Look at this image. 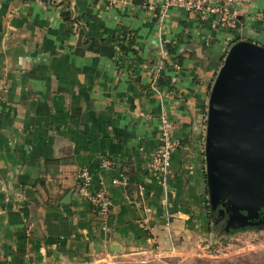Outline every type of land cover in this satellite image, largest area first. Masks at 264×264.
<instances>
[{
	"label": "crops",
	"instance_id": "1",
	"mask_svg": "<svg viewBox=\"0 0 264 264\" xmlns=\"http://www.w3.org/2000/svg\"><path fill=\"white\" fill-rule=\"evenodd\" d=\"M164 1L0 0V264H100L208 241L210 92L235 42L264 46V0H248L235 32L179 10L160 26L146 7ZM124 35L143 59L135 72ZM161 59L174 89L154 85ZM164 116L182 146L162 184L149 166ZM84 168L113 200L106 226L77 195ZM122 173L144 191L130 199L114 185Z\"/></svg>",
	"mask_w": 264,
	"mask_h": 264
},
{
	"label": "water",
	"instance_id": "2",
	"mask_svg": "<svg viewBox=\"0 0 264 264\" xmlns=\"http://www.w3.org/2000/svg\"><path fill=\"white\" fill-rule=\"evenodd\" d=\"M205 159L210 204L228 214L226 232L256 225L264 217V46L241 40L226 55L210 92Z\"/></svg>",
	"mask_w": 264,
	"mask_h": 264
},
{
	"label": "built area",
	"instance_id": "3",
	"mask_svg": "<svg viewBox=\"0 0 264 264\" xmlns=\"http://www.w3.org/2000/svg\"><path fill=\"white\" fill-rule=\"evenodd\" d=\"M106 1L109 3V6L115 7L125 0ZM248 4V0H165L161 4H149L146 9L153 15L160 26L164 25L168 15L173 10H179L184 12L186 20L190 23H212L217 29L235 32L240 29V11L241 9H245ZM163 67L164 60L161 59L156 65L155 87ZM176 69L179 70L180 67L177 66ZM176 81L177 79H174V82ZM161 122L162 132L158 147L151 158L149 172L158 178L162 184H165L169 175L171 158L181 148L182 144L174 136L176 131L175 123L166 116L162 118ZM102 165L104 168L113 167V163L106 159L102 160ZM77 179V195L90 203L101 224L106 226L110 220L114 206L108 189L103 185L96 187L93 176L87 168L82 169L78 173ZM127 183L125 177L114 180V185L122 187H126ZM139 189L141 192L144 191L143 187H139Z\"/></svg>",
	"mask_w": 264,
	"mask_h": 264
},
{
	"label": "rangeland",
	"instance_id": "4",
	"mask_svg": "<svg viewBox=\"0 0 264 264\" xmlns=\"http://www.w3.org/2000/svg\"><path fill=\"white\" fill-rule=\"evenodd\" d=\"M221 229L212 226L208 241L195 249L100 264H264V230L226 235Z\"/></svg>",
	"mask_w": 264,
	"mask_h": 264
},
{
	"label": "trees",
	"instance_id": "5",
	"mask_svg": "<svg viewBox=\"0 0 264 264\" xmlns=\"http://www.w3.org/2000/svg\"><path fill=\"white\" fill-rule=\"evenodd\" d=\"M44 1H47V0H44ZM63 17L67 22H69L71 20V15L68 11H65L63 13ZM134 41H135L134 38L132 36H128V35H124L117 40L118 45L120 46V52L123 54V58L124 59L127 58L129 60L133 57V60H129V62H128L130 72L136 71V68L134 66L135 61H137L139 63L143 62V59L140 57L139 52L134 49V44H135ZM166 50L168 53V58L169 57L171 58L172 55H174V53H175V48L172 45L167 44ZM153 64H154L153 62L149 63V65H153ZM166 85H169V86H171L172 89H174V84L172 83V81H170V79H168L164 76H160L156 82V87L160 89ZM121 177H125L127 179L128 183H127V186L124 188H126V191H127L128 195L130 196V199H131L133 196V193L139 188V186L137 187V185L134 184V180L131 176H129L125 173H122L119 178H121ZM207 210L208 211L210 210L209 201L207 202ZM94 214L96 215L95 212H94ZM208 218H210L209 215H208ZM208 222H209V226L212 227V222L210 220Z\"/></svg>",
	"mask_w": 264,
	"mask_h": 264
},
{
	"label": "flooded vegetation",
	"instance_id": "6",
	"mask_svg": "<svg viewBox=\"0 0 264 264\" xmlns=\"http://www.w3.org/2000/svg\"><path fill=\"white\" fill-rule=\"evenodd\" d=\"M208 197H209V192H208ZM209 206H210V212H208L209 216H210V221L212 222V226H214L216 229H219L220 227L223 229H221L223 231L224 234L226 235H230V234H235V233H239V232H245V231H263L264 230V217L262 216V218L256 223V225L254 226H248L245 229L238 231L234 229H232V232L227 233L226 232V227L229 221V216L226 213L225 216L221 215V207H218L215 210L212 209L211 204H210V197H209ZM262 215H264V209L262 210Z\"/></svg>",
	"mask_w": 264,
	"mask_h": 264
}]
</instances>
